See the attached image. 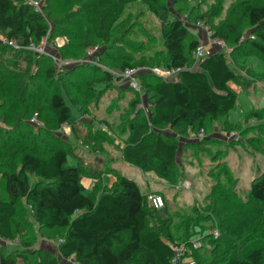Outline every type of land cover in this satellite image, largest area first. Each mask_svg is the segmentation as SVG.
I'll return each instance as SVG.
<instances>
[{"label":"trees","instance_id":"16d2710c","mask_svg":"<svg viewBox=\"0 0 264 264\" xmlns=\"http://www.w3.org/2000/svg\"><path fill=\"white\" fill-rule=\"evenodd\" d=\"M31 1L41 2L42 10L49 13L56 5L73 2L87 28L82 30L79 25H70L66 30L52 28L45 22L43 12L36 11L29 1L0 0V34L24 45L38 44L47 34L49 40L58 36L76 39L84 42V58L87 49L93 47L87 43L90 37L104 45L103 50L96 52L98 63L114 66L121 73L127 68L149 64L179 70L172 80L154 74L137 76L141 88L151 92L148 116L129 122V143L121 152L127 164L142 172L172 181L178 147L175 138L161 130L183 127L197 135L205 131L207 120L222 116L227 121L225 117L234 109L237 96L227 84L238 79L224 53L218 51L194 60L193 52L200 43L184 20L165 21L164 0ZM137 2L163 18L160 31L163 51L156 54L154 61L140 58L142 48L139 51L127 42L132 34L130 30L121 34L126 36V45L121 36L112 38L125 10ZM203 20L204 16L199 15L193 22ZM242 20L250 29L247 46L264 60V0H240L231 5L211 37L223 41L226 47L234 43L235 54L240 48L241 36L237 30ZM78 30L83 37L77 34ZM80 42L58 48L59 56H64L60 51L66 48L79 50ZM122 50L127 53L118 52ZM86 66L91 74L82 78L78 73ZM193 66L196 68L191 69ZM113 80L112 74L97 65L82 62L57 70L46 56L0 45V190L3 192L0 239L18 238L22 248L14 254L0 249V264H16L18 259L23 264H63L57 255L63 260L72 257L76 264H172L173 247L179 245L185 246L184 258L190 257L198 264H264V222L255 218L254 213L264 209V171L251 181L246 200L227 193L224 185L213 188L208 198L210 217L229 237L221 236L226 239L222 252L215 255L211 252V258H205L192 249L190 242L174 238L170 218L158 216L160 210L147 204V195L134 180L115 175L111 188L103 187V171L87 167L74 157L54 130L40 128L39 133L32 132V116L37 114V122L38 117L48 112L53 119L47 123L54 124V129L66 124L78 135L76 124L80 122H72L71 107L85 111L87 99L98 97ZM94 83L104 88L98 90ZM139 103L138 98H132L129 105L142 113L143 109L137 108ZM225 121L223 131L229 132L237 125ZM69 156L76 160L72 165L68 163ZM31 177L35 178L32 184ZM84 177L94 182L87 193L81 184ZM32 223L49 233L47 239L57 241V255L33 248L36 235ZM208 227L213 228L214 224ZM221 238L211 242L212 251L220 249Z\"/></svg>","mask_w":264,"mask_h":264},{"label":"rangeland","instance_id":"374dc122","mask_svg":"<svg viewBox=\"0 0 264 264\" xmlns=\"http://www.w3.org/2000/svg\"><path fill=\"white\" fill-rule=\"evenodd\" d=\"M238 1L240 0H164L167 8L165 21L172 18L184 20L189 31L202 41L206 37L207 39L212 38L213 31L225 20L228 8ZM38 6L49 27L66 30L70 25H79L82 30L87 28L81 20L77 5L73 2L65 6L56 5L50 13L42 10L41 2H38ZM199 15L204 16L205 20L199 22L200 24L194 23V18ZM162 20L163 18L155 16L145 5L137 2L125 10L123 17L116 24L112 38L120 37L123 30H130L132 34L127 38V42L138 47L139 51L142 48L140 58L144 57L148 61H154L156 54L163 51L160 34ZM237 33L241 36V42L238 43L240 48L238 47L235 54L234 43H229V46L219 49L224 53L228 65L238 79L235 83L230 82L232 84L229 85L236 94L237 101L234 109L230 110L225 117L227 121L223 120L222 116L216 120H207L205 131L201 137H197L196 134L183 127L176 129L167 127L161 130L164 135L175 138L178 147L175 176L170 182L157 177L152 172H142L124 161L121 151L129 143L131 134L128 129L129 122L148 116L151 92L141 88L138 77L133 81L123 80L120 77L121 72L114 66L109 67L98 63L96 55L104 49V45L90 37H88L87 43L95 47L97 53H86L85 58L91 57L92 61L85 64L97 65L112 74L115 80L107 84L106 88L99 83L93 84L98 90H102V88L104 90L101 91V94L98 93V97L95 95L87 99L85 111H78L71 107L72 122L76 120L80 122V124H76L78 135L71 132L69 125L54 129V124L47 123L53 119L48 112L44 113L42 117H38L36 124H33L32 132L37 134L40 132V128L44 131L54 130L64 143L63 147L69 148L74 157L80 159L87 167H98L103 171L101 179L103 187L111 188L115 182V175H124L134 180L143 194H160L164 198L165 204L164 209L158 212V216L170 218L174 238L179 242L186 240L190 243H199L196 253L203 254L205 258H209L211 252H214V255L219 254L222 252L223 243L226 242L225 237L221 238V236L227 235L210 217L208 198L213 188L218 187L219 184L224 185L227 193L235 194L239 200H246L251 181L264 171V60L247 46L251 35L245 20L239 22ZM77 34L83 37L81 30H78ZM87 36L88 33L85 37ZM56 38H60L62 46L80 42L65 36ZM56 38L49 40L48 52L58 56L61 62L71 64L68 68L84 63L85 58L82 52L84 42H80L79 50L66 48L64 51L62 50L63 53L60 51L61 56H65L63 59L64 56L61 58L54 48ZM121 38L123 45H126L124 43L126 36L123 34ZM118 52L127 53L125 50ZM141 68L142 71L137 76L163 74V79L172 80L175 78L174 75H165L166 69L162 67H152L149 64L147 67ZM89 70L86 66L85 70L78 74L82 78H89L91 74ZM156 70L158 74H156ZM99 75L97 76L99 77ZM131 82L132 84L129 85ZM132 98L140 100L137 108L143 109L142 113H137L129 105ZM253 113L257 116H254ZM224 121L231 125H237L233 130L226 132L222 130ZM65 142H67V146ZM75 161L71 156L68 157L70 165ZM34 181L35 178L31 177V184ZM81 184L85 188V193L94 186V182L86 177L82 178ZM0 194H3L1 190ZM254 213L255 218L264 222V209H258ZM28 220H30L29 217ZM212 224L214 227L209 228L208 226ZM32 231L36 235L34 249L57 253V241L47 239L49 233L40 230L34 223H32ZM220 238L222 239L220 249L212 251L211 242ZM234 241L237 243L235 239ZM0 249L6 254H14L22 248L17 238L15 241L0 239ZM228 250L230 249L228 248ZM237 251L234 249V252ZM57 258L60 263H66L58 255ZM195 263L198 264L196 260ZM16 264H23L22 260L18 259Z\"/></svg>","mask_w":264,"mask_h":264},{"label":"built area","instance_id":"2783aa9c","mask_svg":"<svg viewBox=\"0 0 264 264\" xmlns=\"http://www.w3.org/2000/svg\"><path fill=\"white\" fill-rule=\"evenodd\" d=\"M31 5L33 6V8L36 11H40L39 6H38V2L35 1H30ZM200 24V23H199ZM48 34L46 36H44L40 42L38 44H35L33 42H30L28 44H22L20 42H18L15 39H9L6 36L0 34V45H4L9 47L10 49L14 50V51H19V50H26L29 51L30 53H32L34 56H46L48 58H50L52 60V62L54 63L55 67L57 68V70H62L63 68H68L71 64H68L67 62H61L58 58V56H55L53 53L48 52ZM209 39V43L216 45L220 48H225V44L223 41L218 40V39H214V38H208ZM54 48H56V50L58 48H60L63 43L60 42V38H56L54 40ZM96 52V48L95 47H90L87 49V54H91V53ZM92 53V54H93ZM204 54V48L203 46L199 45L196 50L193 52V59L194 60H198L200 59ZM84 63H89L92 61L91 57L90 58H85V60H83ZM142 71L141 67H132V68H127L125 69L122 73H121V79L123 80H129V81H133L134 78L137 77L138 74H140V72ZM179 70H165L164 74L167 76H175L178 73ZM156 74H158L157 70H156ZM160 77L164 78L163 74L160 75ZM132 82L129 84L131 85ZM36 117L37 114H34L30 120V122L32 124H36ZM66 124H62L61 128L66 127ZM203 136V132L200 131L197 134V137H201ZM147 204L156 209V210H161L164 207V201L163 198L160 194H156V193H152L147 195ZM191 247L193 250H196L199 248V243H191ZM173 252L174 255L171 259V263L172 264H196L195 261L190 258V257H185L184 258V254H185V246L184 245H179V246H175L173 247ZM65 264H76L73 260L72 257L68 258L67 260H65Z\"/></svg>","mask_w":264,"mask_h":264},{"label":"crops","instance_id":"0c3cea01","mask_svg":"<svg viewBox=\"0 0 264 264\" xmlns=\"http://www.w3.org/2000/svg\"><path fill=\"white\" fill-rule=\"evenodd\" d=\"M207 40H209V39H207V37H206L205 40L203 39L202 41H200L199 38H198L199 43H201L200 45H203L204 54L208 56V55H211V54H213L215 52H218L220 47H218L216 45H213V44H210L209 41H207ZM195 68H196V66H193L191 69H195ZM230 84H232V83L229 82L227 84L229 88H230V86H229Z\"/></svg>","mask_w":264,"mask_h":264}]
</instances>
